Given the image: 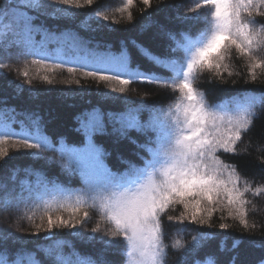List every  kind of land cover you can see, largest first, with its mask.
Returning a JSON list of instances; mask_svg holds the SVG:
<instances>
[{"label": "trees", "instance_id": "trees-1", "mask_svg": "<svg viewBox=\"0 0 264 264\" xmlns=\"http://www.w3.org/2000/svg\"><path fill=\"white\" fill-rule=\"evenodd\" d=\"M126 2L127 0H93L91 6L74 9L71 17L54 14L52 7L28 9L35 17L34 26L49 34L46 46L37 55L26 54L21 45L8 46L14 39L11 33L0 37V66H4L0 68V98L6 100V103L0 102V112H3L0 123L10 124L18 133L5 145L14 158L0 167V201L5 197L13 200L21 196L24 198L18 209L9 208L6 211L0 207V228L9 229L26 241L23 245L14 243L11 239L8 241L7 255L10 261L15 258L13 253L26 250L35 252V258L41 264H51L40 249L48 247L54 240H67L81 254L98 258L97 254L104 248L98 240L83 242L70 235L67 228H53L52 232L59 235L46 237L49 214L53 219L57 215L64 219H69L70 216L69 211L59 207L57 201L61 197L57 195L55 186L70 190L72 201L85 188L78 171L65 170L67 157L62 156L61 152L84 146L86 138L82 120L86 119L85 113L98 109L103 119V129L94 131L91 140L102 150V159L107 168L117 176H129L133 165L137 169L143 168L145 161L151 159V154L140 145L149 137L155 141L157 131L151 128L137 131L132 128L122 133L120 123L110 119L108 113L120 114L129 108H138L140 101H145L149 107L158 110H174L180 93L172 87L171 80L164 83L150 78L152 71L162 76H170L171 73L155 68L132 41L163 57L169 55L168 41L156 36L157 25L187 31L192 39H197L201 33L210 34L209 11L197 9V5H203L204 0H150L149 6L144 5L142 0H133V5L125 9ZM41 3L50 5L52 0H41ZM20 6L19 0H11V3L3 0L0 4L5 11ZM129 11L133 17L131 21L127 19ZM260 12H264V7L260 8ZM95 13H99V17ZM253 13L255 27L264 26V15L255 13V10ZM178 15L189 18L178 20ZM104 16L108 17L107 21L103 19ZM12 20L13 17L9 14L0 28ZM144 25L149 27L142 30ZM44 39L43 32L35 33L37 43ZM124 49L129 68L137 76L133 79L129 74H122L121 79L129 80V84L122 85L118 80L101 81L98 77L86 75L97 70L94 63L96 55L111 53L120 56ZM255 54L257 58L264 59V49H256ZM34 60L43 63L33 64ZM224 63L228 65V71H223L219 76L215 69L204 68L195 73L193 86L204 94L209 106H223L225 110H232L245 104L246 98L264 93V68L255 70L256 80L253 81L248 70V57H241L234 49ZM25 72L27 76L24 75ZM104 74L116 75L113 72ZM44 76L52 83L45 81ZM121 87L125 88V92H119ZM114 97H127L128 101ZM151 115L145 108L139 112V119L146 124ZM33 121L39 122L38 130ZM25 132L32 137L30 142L37 143L36 137L40 136L54 145L56 150L49 147L12 148L13 141L28 138ZM237 145V153H224L222 149H218L217 155L225 163L236 165L242 178L239 184L241 191L244 180L249 182L252 191L257 186H264V106L256 108L249 130L242 133ZM28 153H39V156ZM252 191L245 194V199L249 201L245 217L248 228L240 224L235 216L228 215L230 209L224 200L221 204L211 205L216 211L207 224L193 223L188 231H177L173 224L168 223V217H179L186 210L180 204L173 205L162 218L166 232L164 243L167 246V264H176L179 253L184 250H170L177 239L187 246L202 231L214 234L207 240L202 251H214L225 236V243L229 248L234 239H241L238 246L240 260L244 264H255L256 260L264 256V249L253 247L248 241L250 238L257 241L264 239V195L254 196ZM204 206L209 205L205 202ZM84 211L89 212L90 218L79 225L82 232L90 233L99 224L102 229L96 233L99 237L112 227L101 219L96 209L87 205L80 209L76 218L80 219ZM221 223L229 225V228L221 229ZM37 225L41 226L39 233L36 232ZM106 238L116 239L118 243L107 250L105 259L111 264H126L128 257L125 253L128 249L123 237ZM64 250L66 253L70 251L67 245ZM22 264H29V261L25 259Z\"/></svg>", "mask_w": 264, "mask_h": 264}, {"label": "snow or ice", "instance_id": "snow-or-ice-1", "mask_svg": "<svg viewBox=\"0 0 264 264\" xmlns=\"http://www.w3.org/2000/svg\"><path fill=\"white\" fill-rule=\"evenodd\" d=\"M8 2L11 3V0ZM142 2L146 6L150 5V0ZM2 3L3 0H0V4ZM19 3L21 5L19 8H9L8 11L0 7V24L9 14L13 17L12 22L0 29V37L11 33L14 39L8 46L21 45L26 54L37 55L46 46L49 34L46 30L34 26L35 17L27 11L28 9L52 7L55 10L54 14L71 17L74 15V9L91 6L93 0H52L50 5L42 4L41 0H19ZM132 5L133 0H127L125 9ZM262 7L264 0H204L203 5H197V9L209 11L210 34L201 33L200 37L192 39L187 31L157 25L156 36L168 41L167 56L161 57L150 48L132 41L155 68L171 73L170 76H162L152 71L150 78L164 83L171 80L172 87L178 90L180 95L174 104V110L173 108L167 111L158 110L149 107L145 101H140L138 108H129L120 114L108 113L110 119L120 123L122 133L132 128L137 131L151 128L158 133L155 141L149 137L140 145L151 154V159L145 161L143 168L131 166L127 178L112 173L103 162L102 150L92 143V133L103 129V119L99 110L94 109L85 113L86 119L82 120L86 138L84 146L61 152L62 156L67 157L65 170L78 171L85 188L81 189L80 194L72 201L70 190L55 186L57 195L61 197L57 203L60 208L69 211L70 216L69 219H64L57 215L53 219L49 214L45 232L46 237L54 236L59 233H53V228H67L70 235L81 241L91 243L98 240L104 248L97 254L98 258H94L81 254L67 240H54L48 247L40 249L50 259L51 264H111L105 259V253L118 242L116 239L106 237H123L128 249L125 254L130 258V264H167V246L164 243L166 232L162 218L176 204L182 205L186 210L179 217H168V223L173 224L177 231L186 232L193 223L207 224L216 211L211 205L221 204L224 200L230 209L228 215L235 216L240 224L248 228L245 217L249 201L245 199V194L252 191V187L244 180L241 191L239 184L242 178L237 172L236 165L225 163L217 155V150L237 153V142L241 140L242 133L249 130L253 122V113L258 106H264V93L246 98L245 104L238 105L232 110H225L223 106H209L204 94L194 88L193 80L195 73L204 68L215 69L217 76L223 71H228V65L224 61L233 49L241 57H248V70L252 80H256L255 70L264 68V59L257 58L255 54L256 49H264V26L255 27L253 10L259 15H264V12H260ZM95 15L99 17L100 14ZM132 18L129 11L127 19L131 21ZM188 18L177 16L178 20ZM103 19L107 21L108 17L104 16ZM148 27L149 25H144L142 30ZM36 32H43L45 39L37 43ZM42 63L43 61H33V64ZM94 63L97 70L86 75L98 77L101 81L118 80L122 85H127L129 80L121 79L122 74L137 78L129 68L126 49L120 56L111 53L98 54ZM2 67L4 66H0ZM105 72H113L116 75H105ZM24 75L27 76V72ZM43 79L52 83L47 76ZM28 83L31 84V81ZM119 92H125V88L121 87ZM114 99L128 101L127 97ZM0 102L6 103V100L0 98ZM145 108L152 114L146 124L139 119V112ZM2 117L3 112H0V118ZM32 123L38 130L39 122ZM24 134L28 136L27 132ZM16 135L18 133L10 124L0 123V167L14 158L5 145H8ZM31 139L32 137L28 136L21 141H13L11 147L14 149L21 146L25 149L49 147L56 150L54 145L43 137L37 136V143L30 142ZM28 154L39 156V153ZM252 194L264 195V186L255 187ZM23 199L22 196L14 200L5 197L0 201V207L6 211L9 208L18 209ZM205 202L208 207L204 206ZM85 205L96 209L101 219L112 225L106 230L105 235L96 236V233L102 231L99 224L90 233L80 230L79 225L90 218L88 211H84L80 219L76 218V214ZM219 227L227 229L229 225L221 223ZM40 228V225L36 226L37 233ZM212 235L214 234L202 231L201 235L193 237L187 246L177 239L170 250L180 248L184 250L179 253L176 264H244L238 251L241 239H234L229 248L225 243L227 239L225 236L214 251H202ZM10 239L14 243L22 245L26 243L24 237L17 236L9 229L0 228V249H3L0 251V264H22L25 259L29 264H41L35 258V252L26 250L13 253L15 258L10 261L7 255V243ZM248 242L253 247L264 249V239L257 241L250 238ZM65 245L70 249L67 253L64 250ZM233 252L236 254L233 255ZM255 264H264V256L256 260Z\"/></svg>", "mask_w": 264, "mask_h": 264}, {"label": "rangeland", "instance_id": "rangeland-1", "mask_svg": "<svg viewBox=\"0 0 264 264\" xmlns=\"http://www.w3.org/2000/svg\"><path fill=\"white\" fill-rule=\"evenodd\" d=\"M0 29H3V27H1ZM122 177L127 178L128 176H122ZM127 264H130V258H129V257H128V262H127Z\"/></svg>", "mask_w": 264, "mask_h": 264}]
</instances>
